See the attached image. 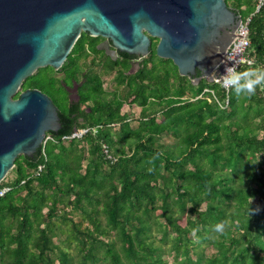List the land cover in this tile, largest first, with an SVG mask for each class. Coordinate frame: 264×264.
Instances as JSON below:
<instances>
[{"label": "trees", "instance_id": "obj_1", "mask_svg": "<svg viewBox=\"0 0 264 264\" xmlns=\"http://www.w3.org/2000/svg\"><path fill=\"white\" fill-rule=\"evenodd\" d=\"M257 1L225 0L250 18L254 64L241 72L252 78L264 72ZM87 37L67 62L85 53ZM156 59L152 42L138 74L115 78L127 89L109 103L101 78L86 77L83 93L94 105L77 129L102 125L96 136L63 142L72 126L48 132L33 158L15 159L14 179L2 181L11 191L0 198V264H264V83L254 94L231 88L221 108L218 86H193L169 60L159 70ZM54 73L39 69L22 89L54 86ZM125 103L141 108L136 127L120 111Z\"/></svg>", "mask_w": 264, "mask_h": 264}, {"label": "water", "instance_id": "obj_2", "mask_svg": "<svg viewBox=\"0 0 264 264\" xmlns=\"http://www.w3.org/2000/svg\"><path fill=\"white\" fill-rule=\"evenodd\" d=\"M241 21L225 0H0V183L18 156L33 158L46 134L58 131L52 101L38 89L22 91L24 81L60 69L82 33L141 57L158 39L155 55L181 77L203 71L211 82L220 61L230 66L225 52L241 37Z\"/></svg>", "mask_w": 264, "mask_h": 264}, {"label": "flooded vegetation", "instance_id": "obj_3", "mask_svg": "<svg viewBox=\"0 0 264 264\" xmlns=\"http://www.w3.org/2000/svg\"><path fill=\"white\" fill-rule=\"evenodd\" d=\"M86 34L88 37L84 46L85 53L82 51L78 52L75 54L78 59L77 61L69 63L66 59L60 69L56 71L54 70L55 73L53 74V77L56 80V84L54 86L45 85L42 86L41 89H38L43 94L48 96L57 110L59 117L58 131L66 129L70 126H72L73 131L78 130L77 126L82 124L85 121V116L91 112V108L94 105L93 101L83 93L87 86L85 82L86 77L89 76L90 78H95L96 76H99L101 80H103L106 79V76L108 75L113 76L115 83L112 91H108L106 89L107 86L103 85V81L101 85V90L106 95L105 100L109 103L114 99H121L122 96L120 95V90L127 89L126 83L119 84L115 78L121 74H138L144 60L148 57L129 55L119 52L113 49L110 40H106L101 37H93L88 33ZM94 41H96V51H92L90 46ZM153 42L156 47L158 39H154ZM106 46L108 47V50L105 49ZM108 51H113L112 55L108 54ZM107 58H110L113 62H109ZM158 59L165 60L161 58ZM215 62V55L209 57L206 61L207 66L205 68ZM125 64L128 65L127 70H124ZM163 65L164 64L162 62H159L158 67L161 69ZM217 66L218 64L215 68ZM184 78L186 79V82H189L191 85H193L194 80L197 84L202 79L206 80L203 71H197L195 77L185 76ZM21 90L24 91L23 89ZM86 97L87 99H85Z\"/></svg>", "mask_w": 264, "mask_h": 264}, {"label": "built area", "instance_id": "obj_4", "mask_svg": "<svg viewBox=\"0 0 264 264\" xmlns=\"http://www.w3.org/2000/svg\"><path fill=\"white\" fill-rule=\"evenodd\" d=\"M263 1L264 0L257 1L255 12H258L259 8L263 4ZM249 21L250 18H247L246 20H242L240 22V24L236 29L235 35H239L241 37L234 38L225 52L227 62L232 67L233 74H235V72H241V70L244 67H251L254 64V57L249 52V47H250L249 32H248ZM230 66L226 62L220 61L218 66L211 73L210 83L218 86L219 89L222 90L225 95L223 102L220 103L221 108L227 107L228 94L231 88H233L230 85H225L223 82L224 81L223 74L226 72V70L229 69ZM203 93H210L212 97L215 100H217L214 90L205 89ZM108 127H110L112 131L118 128L117 125H110ZM103 128L104 127L102 125L84 126L78 130L73 131L69 135L63 136L62 141L67 142L69 140H81L88 135L96 136L99 133V131H101ZM48 139H50V137L46 136L43 145H45ZM102 152L107 160H109L112 163L115 162V158L110 154L105 144L102 145ZM42 168L43 165H39L35 173L40 172ZM10 191H11V187L9 185H2V182L0 183V198L4 197Z\"/></svg>", "mask_w": 264, "mask_h": 264}, {"label": "clouds", "instance_id": "obj_5", "mask_svg": "<svg viewBox=\"0 0 264 264\" xmlns=\"http://www.w3.org/2000/svg\"><path fill=\"white\" fill-rule=\"evenodd\" d=\"M223 75L224 84L232 86L238 95L254 94L257 90V85L264 83V72H260L258 78L253 79L250 72H235V74H233L232 67L230 66ZM259 211L260 206L257 205L255 212Z\"/></svg>", "mask_w": 264, "mask_h": 264}, {"label": "rangeland", "instance_id": "obj_6", "mask_svg": "<svg viewBox=\"0 0 264 264\" xmlns=\"http://www.w3.org/2000/svg\"><path fill=\"white\" fill-rule=\"evenodd\" d=\"M159 62H160L159 59H156V64L157 65L159 64ZM168 67L172 68L170 65H168ZM159 70H160V68H159ZM50 71H52V70L49 69V72ZM53 71H54V69H53ZM259 74H260V72L254 71V73H253V79L258 78ZM102 81H103V85L104 86H107L106 89L108 91H112V89L114 87V83H115L114 82L115 80H114L113 76L112 75H108V76H106V79H103ZM196 84H197V82L194 80L193 81V86H196ZM125 90L126 89H121L120 90V95L121 96L125 92ZM195 92H196V90H194L191 93L194 94ZM112 93H111V95H112ZM140 109L141 108H140V106L138 104H128V103L123 104V106H122V108H121L120 111H121L122 114H126L127 115L128 119L130 121V126L131 127H136L137 126V120H138L139 115H140ZM162 141L165 142V143H167V144H169V141L167 140V137H164L162 139ZM14 177H15L14 173L12 171H10L8 173V175H7V177H6L5 180L6 181L12 180V179H14ZM54 241L57 242V239H55ZM209 250L210 249L208 248L207 249V253H209ZM170 260H171V258H169V261Z\"/></svg>", "mask_w": 264, "mask_h": 264}, {"label": "bare ground", "instance_id": "obj_7", "mask_svg": "<svg viewBox=\"0 0 264 264\" xmlns=\"http://www.w3.org/2000/svg\"><path fill=\"white\" fill-rule=\"evenodd\" d=\"M230 94V93H229ZM202 96V95H201ZM69 184V183H68ZM65 186V185H64ZM66 187V186H65ZM54 196V195H53ZM51 198V197H50ZM45 200H47V199H45ZM84 201V200H83ZM69 203V202H68ZM56 214V213H55ZM53 215V214H52ZM37 219V218H36ZM66 219H68V218H66ZM89 219V218H88ZM33 224V223H32ZM67 231V230H66ZM38 233V232H37ZM41 237V236H40ZM15 244V243H14Z\"/></svg>", "mask_w": 264, "mask_h": 264}]
</instances>
